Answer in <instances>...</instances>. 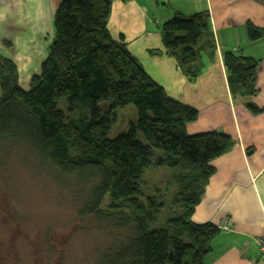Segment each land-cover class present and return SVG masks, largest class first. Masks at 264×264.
<instances>
[{"label":"trees","instance_id":"trees-1","mask_svg":"<svg viewBox=\"0 0 264 264\" xmlns=\"http://www.w3.org/2000/svg\"><path fill=\"white\" fill-rule=\"evenodd\" d=\"M112 8L113 0H61L48 56L28 89L19 83L16 63L0 55V146L26 147L43 167L89 186L82 191L79 216L116 230L95 264H206L221 230L212 222L196 223L193 216L217 171L213 161L230 152L235 140L216 130L188 133L199 109L170 96L125 37H113ZM160 30L164 50L150 53L175 58L195 82L207 65L203 54L216 51L209 10L175 12ZM246 31L251 41L264 38V25L249 20ZM223 62L233 95L253 112H263L248 100L258 92L261 59L225 50ZM102 101L108 103L105 111ZM131 104L138 119L109 138L119 110ZM164 166L178 185L174 205L165 210L147 194L144 177Z\"/></svg>","mask_w":264,"mask_h":264},{"label":"crops","instance_id":"crops-1","mask_svg":"<svg viewBox=\"0 0 264 264\" xmlns=\"http://www.w3.org/2000/svg\"><path fill=\"white\" fill-rule=\"evenodd\" d=\"M60 2L0 0V54L11 58L18 70L28 71L30 78L41 72L42 65L31 69L34 75L29 72L34 56L37 64L48 56L50 43L47 45L45 37L54 33V17ZM148 3L113 0L111 34L116 39L125 37L131 52L170 96L199 109V118L187 124L188 133L216 130L235 140L230 152L213 161L217 171L193 216L199 224H217L227 215L233 219L232 229L220 232L212 241L213 250L206 264H264L260 249L264 244V111L253 112L245 99L233 95L223 62L225 50L261 59L258 92L248 100L264 108V38L251 41L246 31L249 20L264 25V5L255 0H149ZM204 10H209L211 16L217 50L211 57L203 54L207 65L200 77L191 82L175 58L165 53L151 54L150 50H164L160 24L175 12L191 15ZM7 17L11 20L17 17V23L12 21L13 26L9 27ZM5 39L13 45L3 46Z\"/></svg>","mask_w":264,"mask_h":264},{"label":"rangeland","instance_id":"rangeland-1","mask_svg":"<svg viewBox=\"0 0 264 264\" xmlns=\"http://www.w3.org/2000/svg\"><path fill=\"white\" fill-rule=\"evenodd\" d=\"M5 20L9 27L13 26L12 21L17 23V17ZM54 36L55 29L45 37L49 48ZM9 41L5 39L3 46L4 43L12 46ZM35 61L36 56L29 68L32 75L31 69L42 65ZM18 73L20 85L28 89L32 81L28 71L19 69ZM59 107L67 109L68 105L61 102ZM100 107L105 111L108 103L102 101ZM137 119L135 105L121 108L119 121L109 138L128 130L129 123ZM144 177L149 185L147 194H154L165 205L164 210L172 208L178 192L173 171L166 166L155 167ZM88 187L75 177L60 175L54 167H43L40 157L26 147L3 143L0 146V264H95L100 253L115 240L116 230L93 217L79 216L84 203L82 191Z\"/></svg>","mask_w":264,"mask_h":264},{"label":"built area","instance_id":"built-area-1","mask_svg":"<svg viewBox=\"0 0 264 264\" xmlns=\"http://www.w3.org/2000/svg\"><path fill=\"white\" fill-rule=\"evenodd\" d=\"M216 225L221 231H228L232 228L233 219L231 216L227 215L223 217L222 220L218 222ZM260 249L262 255L264 256V244L261 245Z\"/></svg>","mask_w":264,"mask_h":264},{"label":"bare ground","instance_id":"bare-ground-1","mask_svg":"<svg viewBox=\"0 0 264 264\" xmlns=\"http://www.w3.org/2000/svg\"><path fill=\"white\" fill-rule=\"evenodd\" d=\"M231 229H232V228H231ZM231 229H230V230H231ZM228 231H229V230H228Z\"/></svg>","mask_w":264,"mask_h":264}]
</instances>
